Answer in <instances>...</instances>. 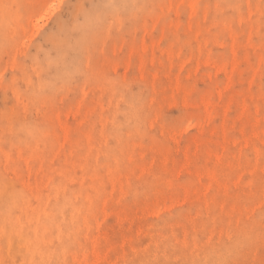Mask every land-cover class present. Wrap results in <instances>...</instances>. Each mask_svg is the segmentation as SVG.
<instances>
[{
    "label": "rangeland",
    "instance_id": "1",
    "mask_svg": "<svg viewBox=\"0 0 264 264\" xmlns=\"http://www.w3.org/2000/svg\"><path fill=\"white\" fill-rule=\"evenodd\" d=\"M254 165L264 0H0V264H264Z\"/></svg>",
    "mask_w": 264,
    "mask_h": 264
},
{
    "label": "bare ground",
    "instance_id": "2",
    "mask_svg": "<svg viewBox=\"0 0 264 264\" xmlns=\"http://www.w3.org/2000/svg\"><path fill=\"white\" fill-rule=\"evenodd\" d=\"M204 157L211 160L213 162V164L215 165V167L218 168L223 173L228 172L231 168L230 165L222 162V156L220 154H217L215 152L206 151L204 153ZM236 163L239 165H243V163L239 162L238 159L236 160ZM162 165H164V167L166 169L165 173L172 174L175 170H177L175 161L173 159H171L169 157V155H167V154H164V158L162 159ZM249 169H250L249 173L255 179L260 178L264 175V170L259 165H254L253 167H251ZM207 175L212 176V174H210V173ZM78 185L80 187H82V183H78ZM39 186H40V188L42 187L41 182H40ZM107 194H108V192H105L103 190L98 191V196L100 199H107L108 198ZM255 195L258 196L259 194H255ZM84 200L87 204L90 203V199H88L87 197ZM209 208H210V211L216 212V213H219L222 215L236 216V217L240 218V220L245 218L244 212L237 210V209H233V208L226 209L225 206L220 205L219 203L216 202V200L211 201ZM19 214H20L21 218L24 220V222H21L20 218L14 219V220H12L14 227L15 228L28 227L30 225V223L32 222V219H33L32 216H36V214H39V207L38 206H32V207H28V208H22L20 210ZM240 220H238L237 223H234L231 225L232 229H233L231 235H232L233 239H236V240H242L246 235L244 228L239 225ZM53 236L55 239H58V240L61 239V241H64L67 239L66 235H64V237H62L61 234L58 233V231L56 229H53Z\"/></svg>",
    "mask_w": 264,
    "mask_h": 264
}]
</instances>
